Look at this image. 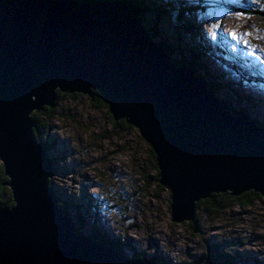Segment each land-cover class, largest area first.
Returning a JSON list of instances; mask_svg holds the SVG:
<instances>
[{"label": "water", "instance_id": "water-1", "mask_svg": "<svg viewBox=\"0 0 264 264\" xmlns=\"http://www.w3.org/2000/svg\"><path fill=\"white\" fill-rule=\"evenodd\" d=\"M144 14L117 0H0V161L15 202L0 211V264H166L78 235L59 208L33 119L58 93L101 97L139 131L174 222L215 194L264 198V127L170 55Z\"/></svg>", "mask_w": 264, "mask_h": 264}, {"label": "rangeland", "instance_id": "rangeland-1", "mask_svg": "<svg viewBox=\"0 0 264 264\" xmlns=\"http://www.w3.org/2000/svg\"><path fill=\"white\" fill-rule=\"evenodd\" d=\"M204 4L210 7L184 20L174 19L167 5L163 6L166 16H161L159 23L160 39L163 36L182 53H174L175 59L189 61L180 46L203 42L211 53L201 65L221 86L219 98L253 120L254 113H261L264 122V14L257 12L264 8V0L259 4L252 0H204ZM153 16L145 15L149 20L145 24L156 29ZM185 20L193 22L194 29ZM213 23L219 24L215 40L209 32ZM231 31L241 36L252 33L247 38L249 47L233 41L228 35ZM252 49L256 51L250 54ZM233 62L242 67L244 80L229 74ZM53 109V120L38 117L44 126L41 133L51 145L49 155L57 162L50 186L72 217H81L84 232L94 229L131 243L123 251L129 258L154 261L161 256L175 264L188 262L203 255L209 244L238 256L241 264H264V198L247 208L229 205L216 215L202 207L196 211V226L191 221L176 223L170 211V192L158 187L150 146L137 129L114 125L108 108L83 95L61 94Z\"/></svg>", "mask_w": 264, "mask_h": 264}, {"label": "trees", "instance_id": "trees-1", "mask_svg": "<svg viewBox=\"0 0 264 264\" xmlns=\"http://www.w3.org/2000/svg\"><path fill=\"white\" fill-rule=\"evenodd\" d=\"M76 1H87V0H76ZM101 1H116V0H101ZM117 1H121V2H125V3H133L135 4L138 8H141L145 11V14H153V18H155V28L156 29H152V28H148L152 37L159 41L162 45L164 44L165 47L167 48V51L169 52L170 55L174 56V53H178V54H182L180 53L178 50H176L175 46H171L169 44H167L165 42V38L162 36V40L160 39V31H159V23L160 20L162 19L161 16H166L165 13V8L163 6L167 5V8L169 10H171V16L175 15L179 20H184V19H189V15L190 14H194L196 15L197 13H199L200 11H204V8L206 6L210 5H205L204 4V0H192L191 2H187L186 0L184 1H177V0H117ZM223 4V3H222ZM249 4V3H247ZM176 5H180L183 6L181 8H179V10L177 9V7H175ZM252 5V4H249ZM247 7V5H246ZM256 12V11H254ZM258 13H262L264 14L263 11H257ZM144 14V15H145ZM156 18H159L158 20ZM184 18V19H183ZM186 21V20H185ZM189 24L190 29H194L193 26V22L190 23V21H186ZM192 24V26H191ZM189 29V28H188ZM193 43V42H192ZM180 51L182 52H186L189 55V60H187L186 58L183 59V63L188 65L190 68L196 70V76L198 78H202L207 82V86L208 88L211 90V92H213L214 94H216L218 96L219 90H220V85L216 84L213 79H211L208 75H209V69L208 68H204L202 67L201 63L203 62V59L208 57V53H211V49L204 46L203 42L198 43H193L191 47H187V48H183L180 46ZM184 56H186V54H183ZM230 69H233V72L235 73H239L243 74V70L242 67H240L239 65H236L233 63V66H230ZM243 77H245L243 75ZM242 77V78H243ZM70 97H78L79 94H75V95H69ZM58 100L61 98V94L58 93ZM219 97V96H218ZM243 100L246 102V98L243 97ZM250 100H253L252 98H250ZM92 101H96L98 103H100L103 107L108 108L107 105H105V103H103V101L101 100V97H96L94 100ZM251 108L248 110L249 112H251ZM42 116L45 117V119H54L56 116V112L53 108H49L46 107L43 111H41L40 113H34L33 114V118H34V122L36 124V129H35V136L37 138L38 141H41L45 148L47 149L48 152V157L53 161L54 165H55V171L57 170L56 165L57 162L53 159V157L51 155H49L50 152V147L51 145L48 144L45 141L44 135L41 133V127H44L40 124V121L38 120V117ZM262 114L261 113H257V115L254 113V120L259 123L260 126L264 127V122H262ZM113 118V117H111ZM112 122L114 125H121L119 127L125 129V130H132L135 129L134 127L128 125L126 123V121H121V122H116L114 119H112ZM149 152H150V156L151 159L153 161V166L155 168V170L157 171V176L156 177V181H157V185L158 187L166 192V189L160 185V178H159V169L157 166V161H156V156L155 153L153 152V150L151 149V147L149 148ZM9 178L6 176L5 173V168L4 165L0 162V211L3 209H12L15 206V202H14V198H13V194L12 191L9 187ZM52 188V186H51ZM53 190V188H52ZM54 191V190H53ZM57 197V196H56ZM58 199V206L61 209V211L63 212L64 215L68 216L69 219H71L75 224H76V231L77 234L80 236H87L91 239H94L98 242H101L103 244H106L110 247H112L113 249L117 250V251H121L124 254V249L130 247L131 243L126 244L125 242H121L120 240H114L111 239L110 237H107V234H103L102 232L96 231L94 229H92L89 232H84L87 230L82 229L83 226V220L81 219V217L79 215H76L77 219H75L74 217H72V215L70 214V211L64 206V204ZM263 197L258 194V193H254V192H250V193H246L243 194L241 196L235 197L232 196L229 193L226 194H215L212 196V198L208 199V200H203L201 202H199L197 204V210L201 209L202 207H204L207 211L208 214L210 215H216L219 214L221 212V210L227 208V206L229 205H236L238 207L241 208H247L250 207L254 201L257 200H262ZM169 203L171 204V200L169 201ZM170 211H171V205H170ZM198 221V218H195V220L191 221L192 226H196ZM128 242H130L127 239ZM125 255V254H124ZM135 257H140L139 255H135ZM161 257V256H159ZM159 257L154 258V261H161L163 263H167V264H175L169 260L166 259H158ZM141 259V258H140ZM212 262H217L219 264H241V262L239 261V257L235 256L233 257L231 254L227 253V252H223V250L221 248H219V246L216 245H209L207 244V247L204 249L203 255L201 256H194L193 260L191 261H183L180 263H176V264H210Z\"/></svg>", "mask_w": 264, "mask_h": 264}, {"label": "snow or ice", "instance_id": "snow-or-ice-1", "mask_svg": "<svg viewBox=\"0 0 264 264\" xmlns=\"http://www.w3.org/2000/svg\"><path fill=\"white\" fill-rule=\"evenodd\" d=\"M252 3L254 4H259V0H252ZM261 11H264V8L260 9ZM245 19H250V17H243ZM219 29V24L213 23L211 25V27L209 28V32L211 33V39L215 40L216 39V30ZM254 31H256L254 29ZM228 35L231 37V39L233 41H236L237 43H243L244 46L247 48L249 47V43H248V37L252 35V33L249 32H245L243 33V36H241L239 33L231 31L228 33ZM259 37V34L257 32V38ZM256 49H252L250 54L255 53ZM262 63H264V61H261Z\"/></svg>", "mask_w": 264, "mask_h": 264}, {"label": "clouds", "instance_id": "clouds-1", "mask_svg": "<svg viewBox=\"0 0 264 264\" xmlns=\"http://www.w3.org/2000/svg\"><path fill=\"white\" fill-rule=\"evenodd\" d=\"M121 252V251H120ZM126 256V255H125Z\"/></svg>", "mask_w": 264, "mask_h": 264}]
</instances>
